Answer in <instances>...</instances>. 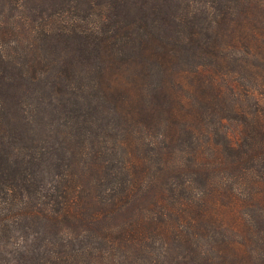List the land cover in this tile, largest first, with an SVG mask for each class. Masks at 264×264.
Listing matches in <instances>:
<instances>
[{
	"label": "trees",
	"instance_id": "trees-1",
	"mask_svg": "<svg viewBox=\"0 0 264 264\" xmlns=\"http://www.w3.org/2000/svg\"><path fill=\"white\" fill-rule=\"evenodd\" d=\"M0 264H264V0H0Z\"/></svg>",
	"mask_w": 264,
	"mask_h": 264
}]
</instances>
